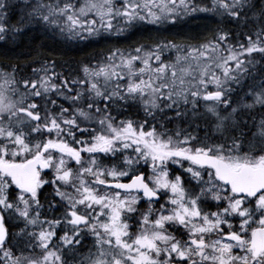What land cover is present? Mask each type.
<instances>
[{
  "label": "snow or ice",
  "instance_id": "obj_1",
  "mask_svg": "<svg viewBox=\"0 0 264 264\" xmlns=\"http://www.w3.org/2000/svg\"><path fill=\"white\" fill-rule=\"evenodd\" d=\"M0 264H264V0H0Z\"/></svg>",
  "mask_w": 264,
  "mask_h": 264
}]
</instances>
